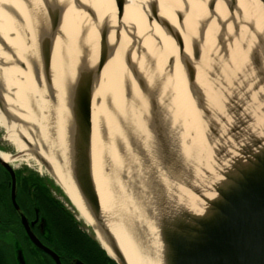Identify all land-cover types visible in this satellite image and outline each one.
<instances>
[{"label":"water","instance_id":"obj_1","mask_svg":"<svg viewBox=\"0 0 264 264\" xmlns=\"http://www.w3.org/2000/svg\"><path fill=\"white\" fill-rule=\"evenodd\" d=\"M127 1L117 0L115 6L116 41ZM137 1L148 23H155L174 43L166 65L161 70L154 68L157 69L154 78L148 81L136 61L142 52L156 67V57L147 56L145 49L138 45L140 50L133 60L131 53L138 44L136 29L131 26L125 31L130 41L122 59L136 84L137 104L142 109L141 120L148 134V148L142 147L143 153L136 155L135 170L143 180L138 186L142 251L152 264H264V19L257 27L254 17L245 16L237 0H220L225 7L218 9L217 0H204L206 9L196 18L192 34V31L186 32L182 23L189 10L186 0H180V9H172L176 22L154 8L156 0ZM41 3L42 11L34 25L40 67H32V73L39 85L41 75L52 95L51 50L63 5L56 0H41ZM73 3L91 13L79 0ZM255 4L260 6L259 18L264 14V0H257ZM108 20L109 11L102 15L96 29L98 36L93 39L98 43V58L94 64L89 60L90 47H80L73 89L68 102L66 100L71 123L67 153L75 189L111 254L96 240L116 264H127L103 222L91 169L92 101L97 107L94 93L100 72L115 47V43L110 44ZM210 24L204 65L202 47ZM184 35L188 37V46ZM176 62L180 64L198 114L200 134L207 143L200 153V161L196 162L183 152L180 129L173 125L171 113L161 103V83L170 65ZM196 67L203 73L208 93L204 83L196 80ZM126 92H129V84L124 88L125 97ZM171 94L169 91V96ZM124 128L127 127L124 125ZM0 164L10 174V196L19 211L15 202L14 171L1 158ZM21 221L32 242L49 254L55 264H61L57 254L33 236L22 215ZM131 234L137 241L133 230ZM71 264L85 263L75 258Z\"/></svg>","mask_w":264,"mask_h":264},{"label":"bare ground","instance_id":"obj_2","mask_svg":"<svg viewBox=\"0 0 264 264\" xmlns=\"http://www.w3.org/2000/svg\"><path fill=\"white\" fill-rule=\"evenodd\" d=\"M79 1L87 6L91 13L79 9L74 5L73 0H56L63 5V12L52 42L50 90L53 92L55 102L51 104L45 99L47 89L41 75L38 87L32 73V67L35 66L37 69L40 67L36 57L34 32L35 20L39 18L37 12L32 9L34 7H30V3L41 8V0H0V103L2 106L0 127L4 130V135L0 138L12 144L15 149L13 153L0 151V158L12 166L28 160L43 165L50 177L62 189L78 217L93 230L96 238L111 254L96 228V222L88 213L82 197L74 186L67 153V135L71 123L66 107V100L68 102L73 89L80 47L81 45L90 47L89 60L90 64H94L98 58V43H94L93 39L98 36L96 29L99 28L102 15L109 11L110 44L115 43V47L112 56L100 72L98 87L94 93V96L97 94L101 99L99 106L96 107L92 101V175L103 222L116 240L127 264H152L150 258L142 251V239L138 228L140 223L138 186L143 180L139 179L138 172H135L138 162L136 155L139 152L143 153L142 147L148 148V134L141 120L142 109L137 104L138 90L124 66L122 55L130 41L125 31L134 26L138 44L137 49L135 47L131 53V58L135 59L139 48L145 49L147 56L156 57V67L143 57L142 52V56L136 61L140 71L148 81H151L155 71L161 70L166 65L174 43L155 23L152 25L148 23L137 0H128L125 5L122 19L119 20L121 31L117 41L113 27L116 23L117 0ZM237 1L243 14L253 16L255 25L259 27L264 14L258 18L260 6L255 4L257 0ZM186 3L189 5V10L184 15L182 23L186 32L192 31L193 34L195 20L206 9V5L204 0H186ZM153 6L176 22V15L172 9L175 7L180 9L182 4L180 0H156ZM216 7L218 9L225 6L222 1L217 0ZM15 14L20 17V21L16 19ZM25 29L29 32L28 43L25 41ZM210 31L211 24L207 29L205 46L202 47L201 61L204 65L207 63L205 48L210 43ZM184 40L188 46V37L185 35ZM12 55L13 60H11ZM8 62L11 64L9 65ZM18 64H22L23 69H20ZM196 80L203 82L205 86L203 73L199 67H196ZM128 84L129 92H126L127 97H125L124 88L128 87ZM161 85L160 94L163 95L161 103L171 113L173 125L180 129L179 137L183 152L187 158L195 162L200 161V153L206 149L207 143L200 134L201 124L198 114L178 62L170 65V70ZM205 88L208 93L209 90L206 86ZM169 91H172L171 96ZM164 97L169 99L166 100ZM102 164L106 171H103ZM132 230L136 233L137 241L131 236Z\"/></svg>","mask_w":264,"mask_h":264},{"label":"flooded vegetation","instance_id":"obj_3","mask_svg":"<svg viewBox=\"0 0 264 264\" xmlns=\"http://www.w3.org/2000/svg\"><path fill=\"white\" fill-rule=\"evenodd\" d=\"M10 166L15 174V202L19 211L10 196V174L0 164V264H55L49 254L32 242L21 215L33 236L57 254L61 264H71L75 258L62 255L61 227L53 223L51 202H47L45 194V180L29 170Z\"/></svg>","mask_w":264,"mask_h":264},{"label":"trees","instance_id":"obj_4","mask_svg":"<svg viewBox=\"0 0 264 264\" xmlns=\"http://www.w3.org/2000/svg\"><path fill=\"white\" fill-rule=\"evenodd\" d=\"M49 185L46 183L45 194L47 202H51L53 223H58L61 227V250L63 257L77 258L85 264H116L106 254L98 241L79 227L71 212L59 200L53 197Z\"/></svg>","mask_w":264,"mask_h":264},{"label":"rangeland","instance_id":"obj_5","mask_svg":"<svg viewBox=\"0 0 264 264\" xmlns=\"http://www.w3.org/2000/svg\"><path fill=\"white\" fill-rule=\"evenodd\" d=\"M30 5H31L30 7H34L32 9H34V11L37 12V15L38 14H41L42 9L40 7L32 6V5H34L33 3H30ZM28 6H29V4H28ZM15 17H16V19H18V21H20V17L17 14H15ZM28 33H29L28 30L25 29L24 30V36H25V41L27 43L29 41V35H28ZM171 51H172V48H171ZM36 57H38V55H36ZM11 58H12L11 60H13L14 59V56L12 55ZM8 64L10 65L11 62H8ZM18 67L20 69H23V65L22 64H18ZM35 82H36L37 86L39 87L37 81H35ZM14 89H15V87H14ZM45 99L48 100L51 104H53L55 102V100H53V96L50 95V93L48 92V90H46ZM100 101H101V99L99 98L98 95H96L95 102H96V105L97 106H99ZM3 135H4V130H3V128L0 127V137L3 136ZM14 150L15 149L13 148V145L12 144H10L7 141H3L0 138V151H4V152H8V153L9 152L10 153H13ZM13 166H14L15 169H18V170H21V169L22 170H29V171L35 173L36 175L42 177L45 180L46 183L50 184L49 187H50V190H51V193H52L53 197L56 198L57 200H59L60 203H62L66 207V209L71 212V214L74 216L75 220L77 221V223H78V225H79V227L81 229H83L92 238L96 239V236H95L93 230L88 225H86L81 218L78 217L77 212L70 205V203L67 200V198L65 197L62 189L59 188V186L50 177V175L47 173V171H46V169H45V167L43 165H40V164L36 163L33 160H28L26 162L20 161L19 163H15V164H13ZM104 171H106V170H104Z\"/></svg>","mask_w":264,"mask_h":264}]
</instances>
